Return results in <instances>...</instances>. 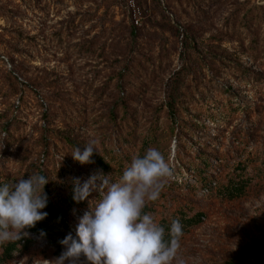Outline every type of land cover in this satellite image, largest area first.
<instances>
[{"label":"trees","instance_id":"1","mask_svg":"<svg viewBox=\"0 0 264 264\" xmlns=\"http://www.w3.org/2000/svg\"><path fill=\"white\" fill-rule=\"evenodd\" d=\"M120 1L115 0L113 5L117 6ZM167 1L182 7L176 12L174 20L162 13V19L158 21L149 12L136 10L135 13L126 4H118L124 8L122 15L125 16L117 23L125 32L121 50L124 66L116 86L117 102L103 119L107 123V133L97 147L98 151L94 150L91 157L94 162L81 165L73 160L71 152L77 146L83 151L84 142L75 140L71 135H62L59 130H40V137L29 150V153L42 150L47 153L44 154L46 157L39 160L38 167L15 175L0 170V186L16 182L21 177L27 179L33 173L49 179L45 185L47 207L41 210L48 213L47 217L37 222L35 227L25 229L28 235L19 241L0 245V264H13L19 258L51 260L58 257L65 251L59 241L76 225L75 221L79 222L89 210V202L94 205L95 199L99 198V193L93 192L87 200L76 203L72 199L74 178H80L83 182L92 174L103 172L105 175L111 173L112 180H117L132 157L142 156L149 147L158 148L172 159L170 162L175 175L168 181L159 200L150 203L145 212L153 214L166 231L171 220L179 219L184 233L181 245L187 243L210 219V209L195 202L199 196L208 200L210 205L234 204L257 198L264 192V106L255 107L246 103L232 91V86H220L214 79L216 75L232 79L241 87L253 86L262 93L264 80L254 66H264V4H255L249 9L246 4L237 2V9L224 19L222 25L214 31L215 34L205 38V29L215 28L211 15L213 8L226 5L230 0ZM135 14L141 21L140 26L135 25ZM165 31L170 32L175 40L171 46L163 40ZM141 39L146 40L142 42ZM233 42L237 45L233 51L224 46ZM0 46L11 57L18 53L16 46L7 40H0ZM244 55L251 65L243 62ZM155 56L159 62L157 66L151 62V57ZM174 57H177L179 66L167 85L165 104L151 111L153 116L149 125H142L145 112H139L131 105L144 98L146 83L152 82L155 77L160 78L172 68ZM144 61L145 64L151 63V66L143 65ZM196 61L200 62L204 71L213 73V77H201L199 80V84L204 85L205 94H210L212 89H219L227 95L222 102L214 101L215 107L211 112L209 106L203 103L193 106L184 101L185 92L189 90L186 77L196 70ZM5 82V101L10 103L11 99L18 96L17 104L10 103L9 111L0 114V122L6 123L3 129L5 149L8 150L26 137L25 117L17 109L25 106L27 101L24 98L25 83L19 82L12 73L5 75ZM192 110L198 114H191ZM203 114L223 123L226 129L239 121V125L230 134L232 141L228 148L224 145L216 149L212 147L213 143L220 146V141L219 138L209 136L210 128L201 123ZM159 120L163 121L159 124ZM46 121L53 125L49 117ZM197 129H203L206 136L203 142L199 141V151L194 150L193 143H188L189 138L199 131ZM218 132L223 136L224 131ZM75 165L84 172L79 169L74 172ZM185 172L191 178L179 180L176 174L184 177ZM74 228L71 235L76 238L77 225ZM41 232L45 235H41ZM32 235L42 238L46 244L41 246ZM80 261L85 260L82 257ZM213 264H264V240L245 246L231 257Z\"/></svg>","mask_w":264,"mask_h":264},{"label":"rangeland","instance_id":"2","mask_svg":"<svg viewBox=\"0 0 264 264\" xmlns=\"http://www.w3.org/2000/svg\"><path fill=\"white\" fill-rule=\"evenodd\" d=\"M113 2L115 0H0V40L11 42L18 50L17 55L11 57L0 46V114L8 112L11 108L9 104L16 105L18 99L17 96L10 103L5 101L7 73H12L19 82L25 83L24 98L27 101L25 106L17 109L25 117L23 122L27 125L26 137L21 143L6 150L3 129L6 123L0 122V170L15 175L38 167L39 160L46 157L44 154L47 153L44 150L29 153V150L40 137V130H59L62 135H71L84 143L94 138L98 141L96 147L100 146L107 133V123L103 119L117 102L116 86L124 66L121 50L125 32L117 23L125 16L122 15L124 8L118 4H126L134 12H149L158 21L162 19V13L174 20L176 12L182 8L171 5L167 0H121L117 6ZM237 2L246 4L249 9L255 4H264V0H230L226 5L213 8L211 15L215 28L205 29V38L215 34L214 31L222 25L224 19L237 9ZM133 19L135 25H141L136 14ZM163 37L166 44L171 46L175 43L170 32L165 31ZM145 40L141 39L142 42ZM224 46L232 51L237 47L235 42ZM146 55L150 58L147 52ZM151 59L152 64H159L156 56ZM242 60L248 64L246 55ZM173 61L174 65L169 71L146 83L144 98L131 105L139 112H145L142 125H149L153 116L151 111L165 104L167 85L179 66L177 57ZM142 64L151 66V63L145 64V61ZM199 64L196 61V70L186 77L189 90L185 92L184 101L193 106L203 103L209 106L211 112L215 107L214 101L222 102L227 95L219 89H212L210 94H205L204 85L201 86L199 80L201 77L211 78L213 73H207ZM254 69L264 80V66L255 65ZM214 79L220 86H232V91L246 103L255 107L264 106V90L260 94L256 87H241L232 79L219 78L218 75ZM191 114L198 112L192 110ZM47 117L53 121V125L47 123ZM201 119V123L210 128L209 136L219 138L220 146L213 143V148H221L223 145L228 148L231 145L230 134L239 125V121L226 129L223 123L210 119L208 115L206 117L203 114ZM162 121L159 120V124ZM197 130L188 143H193L194 150L199 151V141L203 142L206 136L203 129ZM218 131H224L223 136ZM47 135L52 141L50 134ZM67 162L71 164V161ZM78 169L84 172L75 165L74 172ZM176 176L179 180L191 178L188 172L184 173V177L179 174ZM195 202L210 209L211 216L181 247V254L188 264H194V261H198V264H213L231 257L245 246L264 240V192L242 203L210 205L201 196ZM78 223L75 221L76 225ZM74 227L69 233L75 231ZM32 236L41 246L46 244L42 238ZM13 264H48V260L19 258ZM78 264L87 262L79 261Z\"/></svg>","mask_w":264,"mask_h":264},{"label":"clouds","instance_id":"3","mask_svg":"<svg viewBox=\"0 0 264 264\" xmlns=\"http://www.w3.org/2000/svg\"><path fill=\"white\" fill-rule=\"evenodd\" d=\"M96 139L71 152L81 165L93 163L98 151ZM175 175L170 158L156 147L135 155L122 175L112 180V174H92L81 182L74 178L72 199L80 203L93 192L99 193L94 205L79 219L76 238L69 233L59 241L65 247L48 264H78L83 257L87 264H188L181 254L184 235L179 219L170 222L169 229L157 221L145 208L159 200L169 180ZM49 179L33 173L0 186V245L15 243L27 236L25 229L35 227L48 213L45 185ZM41 235L45 233L41 232ZM198 264V261H194Z\"/></svg>","mask_w":264,"mask_h":264}]
</instances>
